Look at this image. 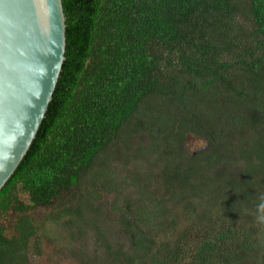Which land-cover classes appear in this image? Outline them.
Instances as JSON below:
<instances>
[{
    "label": "trees",
    "instance_id": "1",
    "mask_svg": "<svg viewBox=\"0 0 264 264\" xmlns=\"http://www.w3.org/2000/svg\"><path fill=\"white\" fill-rule=\"evenodd\" d=\"M62 4L58 82L0 189V264H29L51 221L30 210L83 197L85 179L59 234L75 264H264V0Z\"/></svg>",
    "mask_w": 264,
    "mask_h": 264
},
{
    "label": "water",
    "instance_id": "2",
    "mask_svg": "<svg viewBox=\"0 0 264 264\" xmlns=\"http://www.w3.org/2000/svg\"><path fill=\"white\" fill-rule=\"evenodd\" d=\"M65 50L62 0H0V189L38 131Z\"/></svg>",
    "mask_w": 264,
    "mask_h": 264
},
{
    "label": "rangeland",
    "instance_id": "3",
    "mask_svg": "<svg viewBox=\"0 0 264 264\" xmlns=\"http://www.w3.org/2000/svg\"><path fill=\"white\" fill-rule=\"evenodd\" d=\"M203 141L200 139H197L193 136L188 137L187 139V146L190 151H193L197 148L202 146ZM155 161H152L149 164L141 165V166H136L138 167L137 169L139 171L145 170L148 168L150 165H154ZM108 178V177H107ZM102 182H104L105 186H110V182H107L106 179H103ZM82 189H83V197L78 193V198L73 199L70 202H63V204L58 205V204H52L50 206H40L36 209L30 210L31 216L36 219L37 224L38 222H44L46 219H49L51 217V221L46 222L45 224V229H42L39 233L37 238L38 243L36 245H31L29 248V257H28V262L29 264H75L76 263V257L72 255L71 251L66 249V241H64L66 236L59 235L60 232L63 231V226L65 225V221L68 219V212L66 209L70 205H75V204H81L82 207L86 205V194L88 192V187L86 184V179L85 183L80 182ZM95 184L99 185V181L96 180ZM101 196L109 202H116L119 205H123L122 201L116 200L115 197L111 194L105 193L104 191H100ZM58 200L57 202H59ZM62 206V207H60ZM64 208V209H63ZM63 209V210H60ZM85 209V208H84ZM108 209V204L106 206V209L103 211V218L104 220H109L111 215L107 212ZM58 211V212H57ZM50 214V215H49ZM48 215V216H47ZM62 215V217H60ZM13 217L14 215L12 214H7L3 219L6 221L7 225V234L10 235L12 234L13 230L11 229V225L13 222ZM52 220H55L56 223H54ZM114 220H111L110 223H113ZM58 226V233L55 230V227ZM50 228H54L53 235L50 237H46L45 233L46 231ZM124 238H128L127 236L124 235ZM93 237L91 238V240ZM74 246L77 249H84L86 251H91L92 246L90 244H85L81 241L76 240L74 243Z\"/></svg>",
    "mask_w": 264,
    "mask_h": 264
}]
</instances>
